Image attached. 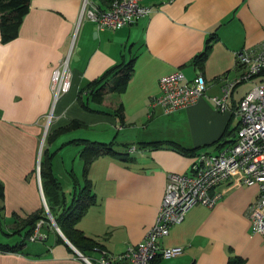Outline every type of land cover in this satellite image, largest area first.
<instances>
[{
  "label": "crops",
  "instance_id": "0c3cea01",
  "mask_svg": "<svg viewBox=\"0 0 264 264\" xmlns=\"http://www.w3.org/2000/svg\"><path fill=\"white\" fill-rule=\"evenodd\" d=\"M140 1L153 9L148 17L116 30H99L88 18L79 21L83 0H31L19 35L3 42L0 33V225L24 238L27 229L22 230V219L45 207L37 166L47 126L48 134L72 121L83 124L47 146L56 152L53 171L70 196L71 172L82 185L85 166L79 156L82 147L70 141L102 142L101 137L113 135V140L130 144V160L101 155L89 168L97 200L77 227L98 242V248L88 257L76 248L86 258L81 257L48 215L49 221L41 226L46 238L27 243L20 252L0 251V264H99L104 252L122 254L155 225L169 174H189L199 152L219 150L233 141L227 139L235 138V133L231 137L228 133L240 126L235 112L244 96L236 98L237 86L225 111L216 107L212 97L222 94L225 79L241 73L235 53L264 41V0ZM95 3L103 9L110 6L106 0ZM211 37L215 39L209 42ZM208 45V56L196 64V56ZM72 46L71 88L55 102L53 71ZM129 58L136 60L126 89L110 92L97 103L88 84ZM176 70L190 81L202 73L206 95L167 113L152 106L151 100L160 93V79ZM118 108L123 119L116 114ZM158 141L200 150L186 155L167 144L142 145ZM67 148H73L70 154L63 153ZM214 191H222L223 196L213 207H193L160 240L163 247H182L183 252L168 259L158 257L155 264H230L231 257L240 258L242 264H264V236L252 232L248 214L258 185L226 180Z\"/></svg>",
  "mask_w": 264,
  "mask_h": 264
},
{
  "label": "built area",
  "instance_id": "2783aa9c",
  "mask_svg": "<svg viewBox=\"0 0 264 264\" xmlns=\"http://www.w3.org/2000/svg\"><path fill=\"white\" fill-rule=\"evenodd\" d=\"M152 12L153 9L140 0H113L104 10H100L93 0H83L79 21L88 18L96 23L99 30H116L132 25ZM72 54L73 46L53 71L55 102L71 88ZM235 58L242 71L233 79H225L222 94L212 97L216 107L221 111L229 109L228 101L240 84L254 79H259V83L238 105L235 114L240 118V126L234 140L218 152H199L189 174H169L155 225L138 245L128 247L122 254L104 252L99 264H113L115 261L120 264H153L158 257L168 259L180 255L182 247H163L160 240L169 235L172 226L182 223L193 207H213L223 196L222 191L214 189L226 180H231L233 185H258V195L250 204L248 214L252 232L264 236V41L256 47L237 51ZM206 90L207 82L202 73L190 81L181 70H176L160 79V93L151 100V104L170 113L195 103L206 95ZM50 120L51 116L48 117ZM134 150L135 147L130 148V151ZM37 173L41 185V160ZM45 209L48 213L46 201ZM43 222L38 221L30 236L31 241L46 238L41 231Z\"/></svg>",
  "mask_w": 264,
  "mask_h": 264
},
{
  "label": "trees",
  "instance_id": "16d2710c",
  "mask_svg": "<svg viewBox=\"0 0 264 264\" xmlns=\"http://www.w3.org/2000/svg\"><path fill=\"white\" fill-rule=\"evenodd\" d=\"M95 2V0H93ZM113 0H106L111 5ZM97 4V3H96ZM31 6V0H0V33L3 42H8L15 39L19 35L20 26L23 19L28 14ZM100 10H104L99 4H97ZM215 38L211 37L210 41ZM210 45L207 46L204 52L196 56V64L201 63L208 56ZM135 58H131L129 61L122 62L109 70H107L101 77L94 79L88 84V91L92 95V98L101 103L104 100L106 94L110 92H121L126 89L129 81L134 72ZM83 107L88 110L94 111L88 105L81 103ZM117 115L123 119V110L117 109ZM83 124L78 121H72L69 125L58 128L51 133H48L45 140V145L52 142V140L58 138L60 135L69 132L73 129L80 128ZM238 128H234L229 131L228 136H232ZM226 134V132H225ZM222 138V137H221ZM220 140V139H219ZM234 140L232 138L227 139V142ZM217 143L219 141H216ZM69 143H75L80 145L79 156L84 160L85 166L83 170V184L80 180L71 172V179L74 185V191L71 197H68L64 191L62 183L55 176L53 171L52 160L56 155V152H50L48 148L43 146L41 157V179L43 190L47 199L48 207L52 213L59 228L67 239L85 256H89V253L99 247L98 242L93 238L88 237L82 230L77 227L78 222L87 213L88 209L96 203V194L93 192V184L88 178V172L92 162L101 155H112L120 157L122 160H130L127 158L129 153L119 152L114 149L116 143L115 140L111 142H99L88 139H75ZM66 143V144H69ZM164 144L169 145L173 149L186 154L191 155L196 153L200 147L186 148L176 142L172 141H158V142H146L142 143L143 146L160 147ZM129 147L130 144H124ZM3 198V186L0 183V199ZM3 207L0 206V217ZM48 220V213L45 207L39 209L35 213L29 215L26 219H22L23 228L26 230L25 237L17 244L11 245L0 241V251L2 252H20L27 244V239L33 234L36 229L37 223L40 220ZM1 220V219H0ZM156 261V260H155ZM155 261L153 264H155ZM230 264H242V260L237 257H231Z\"/></svg>",
  "mask_w": 264,
  "mask_h": 264
},
{
  "label": "rangeland",
  "instance_id": "374dc122",
  "mask_svg": "<svg viewBox=\"0 0 264 264\" xmlns=\"http://www.w3.org/2000/svg\"><path fill=\"white\" fill-rule=\"evenodd\" d=\"M75 36L78 37V33ZM258 83H259V79H254V80L247 81V82L240 84L236 90V94H235L236 98L240 99L243 96H245ZM236 123H237V121H236ZM88 132H89V130H88ZM101 138H104V139H101L102 142H110L113 140V135L111 137L104 136ZM124 143L125 142H121L120 139L116 138V143L114 145V149L119 151V152L127 151L128 147L124 146ZM48 144L49 143H47L45 145L46 148H47ZM70 149H73V148H67V150H64L65 152H63V153H65V154L69 153L70 154V151H71ZM221 149L222 148H220L219 150L212 149L210 152L215 153V152L220 151ZM204 151H206V150L204 149ZM68 197H71V196L68 195ZM13 231L14 230H11L10 227H6L5 224L0 225V241L3 243L11 244V245L17 244V242H19L23 238V235L18 234V233L14 234ZM39 241L40 240H38V242ZM27 243H28V245L34 244V242H32L30 240H27Z\"/></svg>",
  "mask_w": 264,
  "mask_h": 264
},
{
  "label": "water",
  "instance_id": "95a60500",
  "mask_svg": "<svg viewBox=\"0 0 264 264\" xmlns=\"http://www.w3.org/2000/svg\"><path fill=\"white\" fill-rule=\"evenodd\" d=\"M47 130H48V126H47V128H46L45 134H44V136H43V141H42V143H41V148H40V153H39V160H41L42 151H43V144H44L45 136H46V134H47ZM48 215H49V217H50V219H51L53 225H54L55 228L57 229V231H58V232H59V233H60V234H61V235L67 240V238L65 237V235L63 234V232H62L61 229L59 228L57 222L55 221V219H54L52 213L50 212V210H48ZM67 241H68V240H67ZM74 249L76 250V252H77L81 257L86 258L85 256L82 255V253H80V252L76 249V247H74Z\"/></svg>",
  "mask_w": 264,
  "mask_h": 264
}]
</instances>
